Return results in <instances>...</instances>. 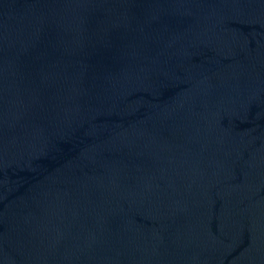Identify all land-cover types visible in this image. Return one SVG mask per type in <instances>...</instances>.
Masks as SVG:
<instances>
[{"label":"water","instance_id":"water-1","mask_svg":"<svg viewBox=\"0 0 264 264\" xmlns=\"http://www.w3.org/2000/svg\"><path fill=\"white\" fill-rule=\"evenodd\" d=\"M0 264H264V0H0Z\"/></svg>","mask_w":264,"mask_h":264}]
</instances>
